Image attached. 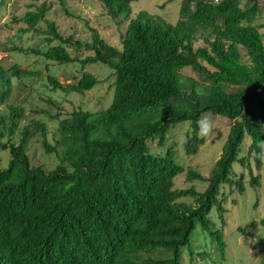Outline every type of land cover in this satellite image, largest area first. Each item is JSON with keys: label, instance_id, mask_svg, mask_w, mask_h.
<instances>
[{"label": "trees", "instance_id": "16d2710c", "mask_svg": "<svg viewBox=\"0 0 264 264\" xmlns=\"http://www.w3.org/2000/svg\"><path fill=\"white\" fill-rule=\"evenodd\" d=\"M100 1L109 17L126 19L119 47L91 26L89 39L62 35L43 17L50 1L29 3L19 16L25 26L16 29L15 38L41 30L48 44L11 50L80 67L97 61L110 69L112 94L104 108L76 107L65 115L58 108L50 114L56 121L50 141L40 118L22 125L16 142L10 141L24 115L20 105L7 104V114L0 116V138L6 136L0 148L9 152L0 168V264H222L225 238L211 214L222 219L226 197L244 189L243 173L233 163L246 166L254 187L259 176L251 172L250 160L259 168L264 153L261 0H179L174 22L144 9L128 17L131 0ZM198 40L202 44L195 45ZM65 45L89 52L70 55ZM184 67L196 78L182 74ZM37 74L17 63L0 64V103L10 94L11 77ZM43 78L48 89L65 93H82L97 82L87 70L73 82ZM206 113L228 120L207 176L184 169L171 143L163 151L150 149L148 141L163 145L167 131L186 121L183 151L195 153L204 141L196 122ZM32 135L43 152L53 153V166L30 163L26 145ZM183 171L186 180L198 179L204 187L174 186ZM259 225L263 234L255 246L264 241V214ZM260 261L264 264V253Z\"/></svg>", "mask_w": 264, "mask_h": 264}, {"label": "rangeland", "instance_id": "374dc122", "mask_svg": "<svg viewBox=\"0 0 264 264\" xmlns=\"http://www.w3.org/2000/svg\"><path fill=\"white\" fill-rule=\"evenodd\" d=\"M43 0H4L0 4V64L6 68L13 63H17L19 68L24 70H38L37 76L28 78L23 75L19 79L11 77V90L8 98L0 103V116L7 114V104H18L23 108V117L17 120L16 128L8 135L12 142H16L19 128L32 119L44 120L47 126L46 138L50 141L51 136H55V119L49 118L58 108L60 115H65L71 109L80 107L81 109L96 110L104 108L110 101L112 94L110 69L103 64L89 63L80 67L79 63H57L42 58L39 54L27 51L11 50L12 46L22 48H45L48 42L45 40L43 31L28 30L20 38H15L16 29L25 26L19 16L30 7L29 3H38ZM51 2V7L44 12L43 17L52 20L57 25L62 35L72 34L74 38L89 39V26L98 30L99 35L108 43L119 47V36L125 27V18L109 17L104 10L100 0H63L64 6L70 12L64 14L58 0H45ZM128 17L132 16L140 9L150 13H157L165 21L174 22L177 13L179 0H131ZM262 10L257 21H264V0H261ZM122 16V15H121ZM119 16V17H121ZM40 29H44L42 21H38ZM264 31V27L260 28ZM55 40L49 44L55 43ZM202 44L201 40L194 43ZM70 55L83 57L89 51L84 50L82 54L76 51L71 45H65ZM80 54V55H79ZM83 70L90 72L97 82L90 89L78 92H62L60 90H50L44 82V75H52L59 82H73ZM182 74L196 78L195 74L188 67H184ZM49 98L50 102L46 99ZM212 116L218 128L198 145L197 151L192 154H185L183 142L185 140L184 131L188 128L186 121L175 123L166 133L163 145L159 146L155 140L148 141V145L153 151H163L167 144H172L178 161L184 169L192 168L203 176H207L209 170L217 158L220 145L224 140V133L227 130L228 120L215 114H202ZM6 120V119H5ZM7 122V120H6ZM6 136H1L0 140H5ZM248 139L245 138L242 145L241 154L245 152ZM26 153L32 165L42 164L45 168L54 165L56 158L53 153L43 152L38 137L32 135L27 139ZM9 152L7 148H0V168L7 165ZM259 168L251 163V172L258 174V185L251 187L248 183V170L246 166L233 163L232 168L243 173L244 189L240 192L231 191L224 201L225 210L222 219L211 214L216 227H221L225 247L223 249L222 264H261V255L264 249V241L255 246L254 243L261 237L263 230L259 225V217L264 214V153L262 154ZM174 186L186 187L193 185L196 189L204 187V183L198 179L186 180L184 171L174 178ZM227 187L221 188L223 193L227 192ZM187 263V255L182 257Z\"/></svg>", "mask_w": 264, "mask_h": 264}, {"label": "clouds", "instance_id": "9594fccd", "mask_svg": "<svg viewBox=\"0 0 264 264\" xmlns=\"http://www.w3.org/2000/svg\"><path fill=\"white\" fill-rule=\"evenodd\" d=\"M197 135L200 138H207L213 133L218 131V128L215 124V120L212 116L202 115L197 120Z\"/></svg>", "mask_w": 264, "mask_h": 264}]
</instances>
